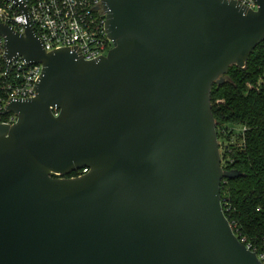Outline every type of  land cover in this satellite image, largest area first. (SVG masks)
I'll use <instances>...</instances> for the list:
<instances>
[{"label": "water", "instance_id": "obj_1", "mask_svg": "<svg viewBox=\"0 0 264 264\" xmlns=\"http://www.w3.org/2000/svg\"><path fill=\"white\" fill-rule=\"evenodd\" d=\"M100 2L113 47L94 61L0 24L8 61L42 65L0 125V264H262L222 210L241 174L210 94L264 41V0Z\"/></svg>", "mask_w": 264, "mask_h": 264}, {"label": "trees", "instance_id": "obj_2", "mask_svg": "<svg viewBox=\"0 0 264 264\" xmlns=\"http://www.w3.org/2000/svg\"><path fill=\"white\" fill-rule=\"evenodd\" d=\"M210 103L222 167L241 174L220 186L223 213L237 238L264 256V41L243 69L230 67L223 84H213ZM232 126L242 131L235 133Z\"/></svg>", "mask_w": 264, "mask_h": 264}, {"label": "built area", "instance_id": "obj_3", "mask_svg": "<svg viewBox=\"0 0 264 264\" xmlns=\"http://www.w3.org/2000/svg\"><path fill=\"white\" fill-rule=\"evenodd\" d=\"M18 1L25 8L26 14L16 1L0 0V24L23 35L28 23L46 53L66 48L77 49L85 61H94L106 56L113 47L105 29V13H102L100 0ZM234 1L253 11L257 10L255 0ZM4 44L5 41L0 36V125L11 127L16 123L17 115L12 112L5 114L6 107L11 101L35 97V86L41 76L42 65L29 64L20 56L8 61L5 58ZM51 111L54 116L58 115V110ZM219 151L221 155L223 148L220 143ZM222 164L221 158V167ZM77 172L80 177L88 169ZM226 183L227 179L221 181L223 185ZM240 241L244 243L243 240ZM257 257L264 264V256Z\"/></svg>", "mask_w": 264, "mask_h": 264}, {"label": "rangeland", "instance_id": "obj_4", "mask_svg": "<svg viewBox=\"0 0 264 264\" xmlns=\"http://www.w3.org/2000/svg\"><path fill=\"white\" fill-rule=\"evenodd\" d=\"M232 127H233L235 133H239V131H240V127H239V126H232ZM224 141H226V139H225ZM224 141H222V143H223ZM218 142L221 144V140H219ZM227 143H229V142H227ZM224 145H225V144H224Z\"/></svg>", "mask_w": 264, "mask_h": 264}, {"label": "flooded vegetation", "instance_id": "obj_5", "mask_svg": "<svg viewBox=\"0 0 264 264\" xmlns=\"http://www.w3.org/2000/svg\"><path fill=\"white\" fill-rule=\"evenodd\" d=\"M102 13H103V10H102ZM64 178H66V177H64Z\"/></svg>", "mask_w": 264, "mask_h": 264}]
</instances>
